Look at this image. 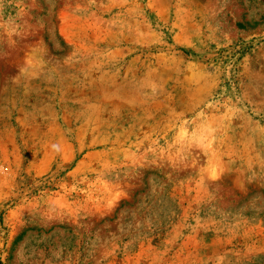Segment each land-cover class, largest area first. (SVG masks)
Masks as SVG:
<instances>
[{
	"label": "rangeland",
	"instance_id": "1",
	"mask_svg": "<svg viewBox=\"0 0 264 264\" xmlns=\"http://www.w3.org/2000/svg\"><path fill=\"white\" fill-rule=\"evenodd\" d=\"M0 264H264V0H0Z\"/></svg>",
	"mask_w": 264,
	"mask_h": 264
}]
</instances>
